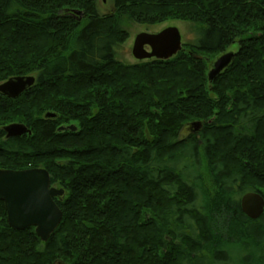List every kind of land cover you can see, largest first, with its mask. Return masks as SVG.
<instances>
[{
    "label": "trees",
    "instance_id": "16d2710c",
    "mask_svg": "<svg viewBox=\"0 0 264 264\" xmlns=\"http://www.w3.org/2000/svg\"><path fill=\"white\" fill-rule=\"evenodd\" d=\"M110 1L0 0V80L36 78L0 94V121L30 130L6 138L0 123V169L41 167L64 190L45 242L11 228L0 201V264H264V211L240 206L264 197V0ZM125 20L186 21L199 38L125 64ZM234 43L209 83L204 53Z\"/></svg>",
    "mask_w": 264,
    "mask_h": 264
},
{
    "label": "water",
    "instance_id": "95a60500",
    "mask_svg": "<svg viewBox=\"0 0 264 264\" xmlns=\"http://www.w3.org/2000/svg\"><path fill=\"white\" fill-rule=\"evenodd\" d=\"M104 1V0H102ZM74 13L80 15V11ZM182 49L181 34L177 27L169 26L157 33H138L132 44V56L136 60H167ZM235 52H226L210 62L207 72L209 83L231 63ZM196 58H203L194 54ZM206 59V58H205ZM34 75L12 76L0 83V94L15 99L35 83ZM45 118H55L53 112H46ZM190 125L200 128L199 121ZM74 131V125L59 126L58 131ZM6 138L30 134L23 123L5 125ZM64 190L51 185L47 170L34 167L21 170L0 169V201L3 202L8 225L16 230L34 227L35 234L45 242L61 221L62 212L54 198L61 197ZM242 212L250 219H258L264 211V197L256 191L244 193L240 198ZM55 264H62L56 262Z\"/></svg>",
    "mask_w": 264,
    "mask_h": 264
},
{
    "label": "rangeland",
    "instance_id": "374dc122",
    "mask_svg": "<svg viewBox=\"0 0 264 264\" xmlns=\"http://www.w3.org/2000/svg\"><path fill=\"white\" fill-rule=\"evenodd\" d=\"M96 7L99 13H108L113 10V6L110 0H96ZM169 26H175L178 28L180 34H181V43L182 45L185 43H195V41L199 38V32H198V27L190 22L186 21H181V20H168L164 21L159 24H154V25H144V24H139L135 23L133 21H124V27L127 30L128 37L126 41L122 44V46L119 48L117 52V60L125 63V64H135L140 61H145V60H136L132 56V44L134 41L135 36L138 33L141 32H146V33H157L160 30L169 27ZM188 48L185 47V50ZM238 49V44L234 43L232 45H229L224 51L222 52H209V53H204L206 57H209L211 60H215L218 56H220L223 53L226 52H235ZM150 60V59H146ZM210 69V63H209V68ZM207 70V72H208ZM3 82V80H0V83ZM7 122V123H5ZM17 122L15 120H2L0 121L1 125L2 123H5L4 125H7L9 123ZM200 128H195L192 125H186L182 129L180 133V138H185L189 134H194L198 133ZM207 181V180H206Z\"/></svg>",
    "mask_w": 264,
    "mask_h": 264
},
{
    "label": "flooded vegetation",
    "instance_id": "af4514ba",
    "mask_svg": "<svg viewBox=\"0 0 264 264\" xmlns=\"http://www.w3.org/2000/svg\"><path fill=\"white\" fill-rule=\"evenodd\" d=\"M4 127V126H3ZM6 136V135H5Z\"/></svg>",
    "mask_w": 264,
    "mask_h": 264
}]
</instances>
